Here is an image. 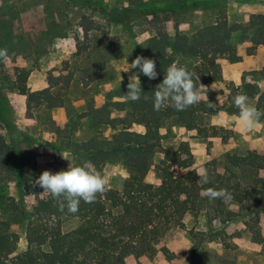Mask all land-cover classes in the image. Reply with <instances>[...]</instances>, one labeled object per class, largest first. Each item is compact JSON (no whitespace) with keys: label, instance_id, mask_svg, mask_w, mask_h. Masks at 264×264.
I'll return each instance as SVG.
<instances>
[{"label":"rangeland","instance_id":"obj_1","mask_svg":"<svg viewBox=\"0 0 264 264\" xmlns=\"http://www.w3.org/2000/svg\"><path fill=\"white\" fill-rule=\"evenodd\" d=\"M263 12L264 0H0V49L8 53L7 57H0V145L3 153L0 220L11 222L10 230L14 228V233L19 234L18 252L27 247L25 227L31 218L28 212L34 198H25L26 207L22 212L10 208L17 205L24 194L17 187L16 175L21 173L28 184L35 185L36 178L44 171L55 174L69 165H80L84 159L83 155L63 148L64 140L58 138L57 127L77 124L75 141L94 136L91 120L82 116L87 103L92 99L106 101L122 82H129L130 76L139 72V69L127 72V62L131 64L137 56L145 57L146 42L157 32L166 31L171 37L178 32L192 35L200 27L222 17H227L230 24L246 23L252 15H264ZM233 41L237 53L248 56L250 43H239V36ZM259 57L264 59L263 47ZM185 63L193 67L197 60L187 59ZM226 63L230 62L223 60L221 65ZM17 68L29 72L26 85L30 91H40L57 82L53 91L62 95L65 106L46 109L34 103L28 112L27 97L11 89V84L17 80ZM251 71L254 70L245 73ZM66 75L71 76L68 87L63 78L59 82L50 81L51 76ZM257 84L264 89V80ZM223 87L212 92L205 90L203 97L208 105L219 108L210 111L206 119L209 127L217 130V137L202 138L196 130L187 131L174 121H166L161 130V143L173 151L187 143L193 155V166L185 172L194 170L203 177L199 170L209 169L214 174L207 177L208 181H216L220 173L230 179L227 185H233V176H239V171H225L222 167H215V170L214 165H207L227 153L245 154L253 150L256 137L216 124L227 116L222 107L229 91L225 84ZM249 103L256 108L255 101ZM259 112L262 117L264 110ZM261 117L258 122H264ZM257 129V133L264 132L263 123H259ZM131 130L145 131L138 125ZM208 133L213 134L214 130L209 128ZM220 135L231 137L223 139ZM161 158L158 154L154 159L153 169L147 175L149 183H161L155 171ZM96 171L107 178L105 190H121L127 178L120 161L108 163ZM260 176L264 177V171ZM243 178L251 179L252 174ZM227 211L242 216L226 221ZM246 211L240 212V205L230 201L225 206L213 199L201 204L199 210L187 217L185 229L167 241L168 248L178 253L176 264H264V220L254 225V215ZM63 225L64 230H70L77 222L65 219ZM257 233H260V240L251 249L250 242Z\"/></svg>","mask_w":264,"mask_h":264},{"label":"trees","instance_id":"obj_2","mask_svg":"<svg viewBox=\"0 0 264 264\" xmlns=\"http://www.w3.org/2000/svg\"><path fill=\"white\" fill-rule=\"evenodd\" d=\"M235 36H239V43H250L247 55H254L258 47H264V15H252L248 22L235 24L222 17L200 27L192 35L178 32L171 37L166 31L157 32L147 40L144 56L155 61L158 75L149 80L140 74L143 93L138 101L125 98L130 81H124L106 101L92 99L87 103L82 116L91 120L94 136L75 141L77 124L57 127L58 138L64 140L63 148L83 155L80 165L86 164L96 171L108 163L120 161L127 178L121 190L108 189L97 193L91 203L81 200L78 212L72 214L66 208L60 210L62 197L53 198L37 184H28V180L18 173L16 184L24 194L19 203L10 208L22 212L26 207L23 204L25 198H34L28 212L31 218L25 227L27 247L18 252L19 234L11 232V222L0 220V264H141L144 257H159L176 264L179 259L167 246L169 238L185 229L186 218L199 210L201 204L213 199L222 206L226 205L224 197L209 198V189L227 190L232 197L230 202L238 203L240 212L247 209L248 214H253L254 225L261 224L264 220V177L260 172L264 171V151L227 153L222 159L208 163V167L214 165V168L222 167L225 171L240 172L239 176H233L235 183L227 185L230 179L220 173L216 181L205 182L196 171L185 172L193 166V155L187 143L176 151L164 148L161 143V130L166 121H174L187 131L196 130L202 138L219 135L206 122L210 111L219 108L213 109L203 100L204 89L200 85H226L229 94L222 107L226 115L238 116L239 109L233 103L237 94L246 95L249 102L255 101L258 111L264 110V89L257 84V81L264 80V68L244 73L239 86L228 82L224 76L223 60L230 63L242 61L233 41ZM187 59H195L197 63L190 67L185 63ZM173 62L185 66L193 74L201 100L183 111H177L167 103L155 110L153 92ZM29 75L28 71L17 68V80L11 84L12 91L27 97L28 112L34 103L46 109L65 106L62 95L53 91L57 82L43 90L30 91L26 85ZM61 78L68 87L70 75L51 76L50 81L59 82ZM135 125L144 127V133L132 131ZM209 128L214 130L213 134L208 133ZM221 137L228 139L231 135ZM2 154L0 145V164ZM158 154L162 158L155 165V171L161 183L155 185L147 181V175ZM206 170L207 177H211L213 172ZM247 174H252V178H243ZM2 180L0 172V183ZM246 202L251 205L246 206ZM225 216L226 221H232L242 215L227 211ZM65 219L76 220L77 226L64 230ZM257 240H260V233L250 242L251 249Z\"/></svg>","mask_w":264,"mask_h":264},{"label":"clouds","instance_id":"obj_3","mask_svg":"<svg viewBox=\"0 0 264 264\" xmlns=\"http://www.w3.org/2000/svg\"><path fill=\"white\" fill-rule=\"evenodd\" d=\"M6 49H0V57H7ZM128 71L139 69V72L133 73L129 78L127 93L125 98L130 101H138L143 93L139 76H146L149 80L157 78L156 63L153 59L137 56L131 64L127 62ZM201 88H205L200 85ZM154 109L160 110L166 103L170 104L175 110L183 111L189 106L197 104L201 100V93L196 87L193 74L185 66L173 62L165 71V76L153 92ZM220 96L217 97L220 103ZM207 99V96H206ZM234 105L239 109L238 119L244 132L251 131L259 121L261 113L249 103V98L244 94H237L233 98ZM211 108L215 105L210 104ZM200 174L207 182V170L201 168ZM106 177L97 171L90 169L86 164L71 166L66 170H61L55 174L50 171H44L35 181V183L51 194L53 198H63L60 203V210L65 208L68 213L78 212L80 201L91 203L96 194L103 192L106 187ZM209 198L224 197L225 202L232 199L227 190H207Z\"/></svg>","mask_w":264,"mask_h":264},{"label":"crops","instance_id":"obj_4","mask_svg":"<svg viewBox=\"0 0 264 264\" xmlns=\"http://www.w3.org/2000/svg\"><path fill=\"white\" fill-rule=\"evenodd\" d=\"M259 13H261V12H259ZM263 14H264V12H263ZM248 46H251V44ZM261 48H262V46L258 47V49L256 50V54L251 55V56H246V57H244V55L240 52V54H238L239 56L242 57V61H240V62L222 64V70L224 72V76L226 77L227 81L233 82L237 86H239L240 83H242V77H243L244 73L247 72L249 69L255 71V70H260V69L264 68V59H260V57H259L260 53H261ZM223 86H224L223 83H214V84H211L209 86H205V88H203V89H204V92H205V90H211V92H212L215 90L223 89L224 88ZM223 119H224V121L216 122V124H219L220 126H222L224 128L228 127V126L232 127L235 132L248 134L249 137H256V138H254L252 149L264 151V132L257 133V130H258L257 128L259 127V123H263V125H264V122H257L256 126L251 131L244 132L241 128L240 121H239L237 116L227 115V116L223 117ZM229 123H231V124H229ZM212 124H214V122ZM195 142H198V141H195ZM195 146H196V144H195ZM186 220H187V218H186ZM13 230H14V228L11 231L15 232V230L14 231ZM174 253L178 254L175 251H174ZM176 256H178V255H176ZM148 260H149V258H147V257L142 258L141 264H170L167 260L161 259L159 257H156L150 261H148Z\"/></svg>","mask_w":264,"mask_h":264}]
</instances>
